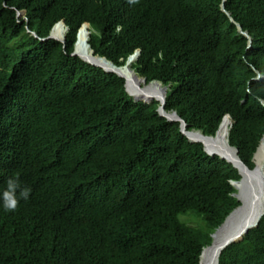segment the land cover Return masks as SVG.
Masks as SVG:
<instances>
[{
  "label": "trees",
  "instance_id": "1",
  "mask_svg": "<svg viewBox=\"0 0 264 264\" xmlns=\"http://www.w3.org/2000/svg\"><path fill=\"white\" fill-rule=\"evenodd\" d=\"M223 2L0 0V189L13 175L31 188L19 211L0 210V264H199L240 205L237 168L189 140L158 101H135L122 77L71 53L85 21L95 54L117 65L140 47L132 67L168 87L165 109L206 135L229 114L228 142L253 168L264 0H225L235 22ZM59 19L65 47L44 39ZM219 264H264V214Z\"/></svg>",
  "mask_w": 264,
  "mask_h": 264
},
{
  "label": "bare ground",
  "instance_id": "2",
  "mask_svg": "<svg viewBox=\"0 0 264 264\" xmlns=\"http://www.w3.org/2000/svg\"><path fill=\"white\" fill-rule=\"evenodd\" d=\"M65 26L62 24H58L54 28V35L57 36L60 39L64 38V35L66 34ZM87 39V32L85 28H82L78 31L77 34V44H76V50L77 53H79L82 57H84L86 60H88L91 63L98 64L102 67H104L107 70H112L113 65L105 60L104 58H99L97 56H94L91 52V49L86 43ZM134 60V56L129 59V64L124 65L120 68H118V72L122 74L126 79V86L129 90V92L137 99L141 100H151V99H157L162 97V90L160 84L151 82L149 84H146L141 78H139L137 75H135L134 72L130 70L131 63ZM169 116L175 117L174 113H169ZM229 122L230 119L226 117L223 122L220 125V128L218 130V133L215 137L212 139L198 136L196 134L197 132L191 133V137H198L200 139H203L205 141V147L208 152L212 154H219L223 157L229 158L232 162H234L239 169H241V172L243 173L244 177H247V171L244 167L239 165V163L229 154L226 152V150L230 149L228 147V131H229ZM263 156H264V144L258 148L256 155H255V162L256 167L251 172H249L248 175H261L263 172L262 169V162H263ZM251 173V174H250ZM240 187H243V183H239ZM250 188V185H249ZM251 203L248 204L247 198L245 196L241 197V204L240 206L230 214V216L227 218L226 222L224 224H221L218 227L217 232L214 236V243L210 248H206L204 250V255H212L216 250L219 244L222 240L228 238L229 236H233L236 233H238L245 225L248 223L255 222L257 217L264 211V199L261 201L260 205L255 208L253 207V197L254 193L253 188L251 189ZM261 206V208H260ZM207 251V252H206ZM210 264H218L217 257L213 255L211 257Z\"/></svg>",
  "mask_w": 264,
  "mask_h": 264
},
{
  "label": "water",
  "instance_id": "3",
  "mask_svg": "<svg viewBox=\"0 0 264 264\" xmlns=\"http://www.w3.org/2000/svg\"><path fill=\"white\" fill-rule=\"evenodd\" d=\"M222 10L228 14V16L230 17L231 21L235 22L234 19L231 17L230 13L226 10L225 8V5L222 4ZM237 24V27H238V30L239 32H241L242 34H244L245 36H247L248 38V47L251 46L252 44V39L250 38L249 34L245 31H243L241 25L239 23H236ZM88 34L90 35V31H87ZM139 52L140 51H136L134 55H132L131 57L134 56V58H137L138 55H139ZM92 65H95L93 63H91ZM145 79V78H143ZM156 82V81H154ZM158 101H160V107H159V111L161 113L162 116H165L167 117L169 120H172V121H180L181 122V128H182V132L188 136V138L191 140V141H199V142H202L203 145H204V148L205 150L207 151L206 147H205V141L203 139H200L198 137H191V133H193L192 131H188L186 129V121L181 118V116L179 114H177V112H173L175 114V117L173 116H169L168 114L170 112L166 111L165 109V104H166V88H163L162 90V97L157 99ZM227 117L230 119V116L227 115ZM232 124V120L230 119V122H229V127L231 126ZM221 125V124H220ZM218 131L216 132L215 136L217 135ZM196 134H198V136H202V137H206V138H213V136H209V135H204L203 133H199L197 132ZM262 143L264 144V135L262 136L261 138V141H260V144H259V147L262 145ZM229 144V143H228ZM230 147H228L230 149L229 150H226L227 153H229L238 163L239 165H241L242 167L245 168V170L247 171V177H244L243 173L241 172V169H239L237 167V165L232 162L229 158H226V157H223L219 154H212L210 152L207 151L208 154L210 155H218L219 157H221L222 159H226L228 162L232 163L234 167H236L239 171V173L241 174V179L238 181V182H233V185L238 189V191L234 194L237 198V200H239L241 202V197L240 196H245L247 198V201H248V204L250 205L251 203V199H252V196H251V190L250 188L252 189L253 188V192L254 193V197H253V207L257 208L261 201L264 199V156H263V162H262V169H263V172L261 173V175H248L249 172L253 171L256 167V162H255V155H256V152L254 153L253 155V159L252 161L254 162V168L251 169L249 166H247V164H245V162L240 158L239 154H238V150L237 148L231 146L230 144L228 145ZM258 147V148H259ZM258 150V149H257ZM251 174V173H250ZM239 183H243V187H240L239 186ZM249 185H250V188H249ZM239 207V206H238ZM238 207H236L232 212H234ZM231 212V213H232ZM230 213V214H231ZM230 214L227 216V218L230 216ZM264 214V211L257 217L256 221L255 222H252V223H248L247 225H245L238 233H236L235 235L233 236H229L228 238L224 239L221 241V243L219 244V246L217 247V250L212 254V255H204V250L202 251V254H201V260H200V264H210L211 262V257L213 255H215L217 257V262L219 264V256L220 254L223 252V250L230 244L234 243V242H237V241H240L241 239H243L244 235L246 233L249 232L250 229L256 227L258 224H259V221L261 219V217L263 216ZM226 218V220H227ZM226 220L222 223L224 224L226 222ZM218 228V227H217ZM217 232V230L214 232V234ZM214 234L212 235L213 238H214ZM214 241L212 242V244L208 247L210 248L212 245H213Z\"/></svg>",
  "mask_w": 264,
  "mask_h": 264
},
{
  "label": "clouds",
  "instance_id": "4",
  "mask_svg": "<svg viewBox=\"0 0 264 264\" xmlns=\"http://www.w3.org/2000/svg\"><path fill=\"white\" fill-rule=\"evenodd\" d=\"M123 3L125 2L126 4H127V2L129 3V4H135L136 2H137V0H121ZM224 2H225V0H223ZM222 3V4H224L225 5V3ZM225 8H226V6H225ZM221 9H222V5H221ZM25 12H26V10L25 9H21V10H18V12H17V15L20 17H22L24 14H25ZM227 14V13H226ZM228 15V14H227ZM58 24H62V25H64L65 26V29H64V31H65V35H64V38L63 39H60V38H58L57 36H55L54 35V28L58 25ZM82 28H85V30H86V32L87 31H90V35L88 34V32H87V39H86V43H87V45L89 46V48L91 49V52H92V54L94 55V56H97V57H99V58H104L105 60H107L108 62H110L112 65H113V68L114 69H112V70H107V69H105L104 67H102V66H100V65H98V64H95V63H93V64H95V65H92L91 64V62H89L88 60H86L84 57H82L79 53H77V50H76V44H77V34H78V31L80 30V29H82ZM68 31H69V27L66 25V23H65V20L64 19H59V20H57L54 24H53V26H52V28H51V30H50V33L46 36V38H44V39H54V40H56V41H59V42H61V43H63L64 44V47H65V45H66V42H67V34H68ZM33 34L35 35V36H37L36 35V33L35 32H33ZM90 36H91V29H90V24H89V22H83L81 25H80V27L77 29V32H76V37H75V40H74V43H73V45H72V53H71V55H74V56H78V57H80L83 61H85V62H87L88 64H89V66L90 67H100V68H102L104 71H106V72H110V73H115L116 75H118V76H120V77H122L124 80H125V87H126V91L132 96V98L135 100V101H142L143 103H145V104H151L154 100H156V101H158L157 99H159V98H157V99H154V100H151V101H145V100H141V99H137V98H135L130 92H129V90H128V88H127V86H126V82H127V79L122 75V74H120L117 70H118V68H120V67H122V66H124V65H127V64H129V59L131 58V56L132 55H134L135 54V52L136 51H140L139 52V55H138V57L137 58H134V60H133V62L131 63V66H130V70L132 71V72H134L135 73V75H137L139 78H141L146 84H149V83H151V82H154V81H156L155 83H158V84H160L161 85V87L162 88H166V98H167V92H168V87L167 86H164L160 81H158V80H151V81H149V82H147V80H146V78L145 79H143L144 77H142V76H140L139 74H137V72L135 71V69H133V67H132V64L139 58V56H140V53H141V49H140V47H138V48H136L131 54H129L128 56H127V58H126V60H125V62H124V64H122V65H117V64H115L113 61H111V60H109L107 57H105V56H102V55H99V54H95V50L91 47V45L89 44V38H90ZM43 39V38H42ZM43 39V40H44ZM247 47H248V45H247ZM250 47V46H249ZM248 47V48H249ZM257 73H258V76H257V78H260V73H259V71H257ZM159 102V106H158V112H159V114L161 115V113H160V111H159V107H160V101H158ZM167 111V110H166ZM174 112V111H173ZM173 112H170V113H173ZM176 112V111H175ZM178 114V113H177ZM227 115H229V114H227ZM227 115L224 117V119L227 117ZM230 116V115H229ZM165 117V116H164ZM167 118V117H166ZM182 118V117H181ZM168 119V118H167ZM223 119V120H224ZM231 119V118H230ZM172 121V120H171ZM180 122V121H179ZM223 122V121H222ZM181 123V122H180ZM187 124V123H186ZM232 124H233V122H232ZM232 124H231V126H232ZM230 126V127H231ZM230 127H229V129H230ZM219 128H220V126H219ZM219 128L217 129V131L219 130ZM186 129H187V125H186ZM181 131H182V128H181ZM188 131H192V132H199V133H202L201 131H196V130H188ZM216 131V132H217ZM184 134V133H183ZM204 134V133H203ZM216 134V133H215ZM215 134H211V135H209V136H213V137H215ZM204 135H206V134H204ZM188 137V136H187ZM189 139V138H188ZM190 140V139H189ZM193 142H199V141H193ZM200 143H202V142H200ZM229 143V142H228ZM203 144V143H202ZM204 146V145H203ZM232 146V145H231ZM234 147V146H233ZM259 147V146H258ZM258 147H257V149H258ZM205 149V148H204ZM206 151V150H205ZM257 151V150H256ZM255 151V152H256ZM207 152V151H206ZM239 154V153H238ZM211 156H216V155H211ZM218 156V155H217ZM221 158V157H220ZM241 158V157H240ZM253 159V158H252ZM226 160V159H225ZM254 163V162H253ZM246 164V163H245ZM255 165V164H254ZM248 166V165H247ZM236 168V167H235ZM254 168V167H253ZM253 168H251V169H253ZM7 169L8 168H4L3 169V171L4 172H7ZM238 170V169H237ZM239 172V171H238ZM241 175V174H240ZM241 179V178H240ZM239 181V180H238ZM238 181H232L231 183H232V185H233V182H238ZM234 186V185H233ZM235 187V186H234ZM236 188V187H235ZM237 189V188H236ZM237 191H238V189H237ZM30 193H31V188L30 187H28V186H23L22 185V183H21V181L19 180V177L18 176H16V175H13V176H11V177H8L7 179H6V181H5V185H4V187L2 188V189H0V210H3L4 212H17V211H19V209H20V207L18 206L19 205V202L20 201H27L28 199H29V196H30ZM235 194V193H234ZM239 201V200H238ZM240 204H241V202H240ZM240 206V205H239ZM238 207V206H237ZM227 218V217H226ZM226 218H225V220H226ZM224 220V221H225ZM222 224V223H221ZM220 224V225H221ZM219 227V226H218ZM216 230H218V228H216L215 229V231ZM251 230V229H250ZM214 231V232H215ZM214 232L211 234V236L214 234ZM214 236H215V234H214ZM242 240V239H241ZM214 241V238H213V236H212V242ZM212 242H211V244H212ZM210 244V245H211ZM210 245H208V246H206V247H204L203 249H202V251L204 250V249H206V248H208ZM229 246V245H228ZM202 251H201V254H202ZM201 254H200V260H201ZM221 255V254H220ZM220 257V256H219ZM199 264H200V261H199Z\"/></svg>",
  "mask_w": 264,
  "mask_h": 264
},
{
  "label": "rangeland",
  "instance_id": "5",
  "mask_svg": "<svg viewBox=\"0 0 264 264\" xmlns=\"http://www.w3.org/2000/svg\"><path fill=\"white\" fill-rule=\"evenodd\" d=\"M182 219H184L183 217H182ZM192 225H195V222L193 221V220H190L189 221Z\"/></svg>",
  "mask_w": 264,
  "mask_h": 264
}]
</instances>
